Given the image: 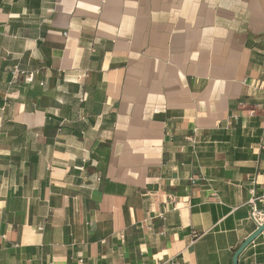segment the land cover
<instances>
[{"label":"crops","instance_id":"crops-1","mask_svg":"<svg viewBox=\"0 0 264 264\" xmlns=\"http://www.w3.org/2000/svg\"><path fill=\"white\" fill-rule=\"evenodd\" d=\"M0 136V264H233L264 221V0H0Z\"/></svg>","mask_w":264,"mask_h":264},{"label":"water","instance_id":"water-1","mask_svg":"<svg viewBox=\"0 0 264 264\" xmlns=\"http://www.w3.org/2000/svg\"><path fill=\"white\" fill-rule=\"evenodd\" d=\"M264 233V221L260 225H258L257 230L252 233L246 241L234 252L233 264H239V259L241 254L249 248L251 244H253L256 239L262 236Z\"/></svg>","mask_w":264,"mask_h":264},{"label":"built area","instance_id":"built-area-1","mask_svg":"<svg viewBox=\"0 0 264 264\" xmlns=\"http://www.w3.org/2000/svg\"><path fill=\"white\" fill-rule=\"evenodd\" d=\"M19 73H20L19 69H16V70H15V73H14V75L16 76V78H18ZM23 74H24V73H23ZM34 78H35V74H34V73H33V74H24L23 80H24V83H25L26 85H31V84H33L34 81H35ZM41 85L43 86L44 83H41ZM0 137H1V136H0ZM193 142H194V141H193ZM97 180L100 181L99 178H98ZM261 215H262V213L259 212L258 210H254V211H253L252 218H253V220H254V222H255V224H256L257 226L260 225L261 223H263V220H262V218H261Z\"/></svg>","mask_w":264,"mask_h":264}]
</instances>
